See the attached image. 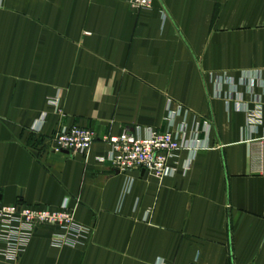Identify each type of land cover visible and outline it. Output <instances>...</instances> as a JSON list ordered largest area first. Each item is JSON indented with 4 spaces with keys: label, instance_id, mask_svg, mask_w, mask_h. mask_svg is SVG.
I'll use <instances>...</instances> for the list:
<instances>
[{
    "label": "crops",
    "instance_id": "1",
    "mask_svg": "<svg viewBox=\"0 0 264 264\" xmlns=\"http://www.w3.org/2000/svg\"><path fill=\"white\" fill-rule=\"evenodd\" d=\"M2 2L0 202L56 210L69 200L91 233L57 248L58 227L42 226L18 261L0 264H264V0H155L150 11L130 0ZM210 73L259 76L254 91L240 88L242 105L261 112L257 134ZM169 108L190 112L186 140L197 130L203 147L193 158L181 149L173 177L117 172L98 160L109 152L101 141L87 158L52 148L60 126L99 138L164 132Z\"/></svg>",
    "mask_w": 264,
    "mask_h": 264
},
{
    "label": "built area",
    "instance_id": "2",
    "mask_svg": "<svg viewBox=\"0 0 264 264\" xmlns=\"http://www.w3.org/2000/svg\"><path fill=\"white\" fill-rule=\"evenodd\" d=\"M155 0H130L132 8L141 11L154 9ZM3 6L2 0L0 7ZM208 82L214 87L218 98L224 99L228 110L231 105H237V109L254 116L250 122L252 134L260 131L262 124L258 114L260 110H251L248 105H242L243 96L241 87L254 91L260 83L257 75L245 76L242 80L233 77L219 76L214 73L208 75ZM225 87L230 91L225 92ZM56 113H62L60 97L53 98L49 103ZM257 108L261 106L262 99L255 97ZM190 112L179 108L171 111L169 108L168 129L159 132L153 128L141 126L124 129L121 134L112 137L99 138L94 131L80 125L60 126L52 136V148L57 153L68 156L88 157L93 145L97 141L108 144L109 152L105 157L98 158L100 162L109 163L112 168L123 174L144 172L159 180L173 177L175 169L170 161L184 147L190 151L192 158L202 149L199 142V132L191 131V136L186 140L189 133L188 117ZM44 114L40 123L46 121ZM182 118L181 123L178 119ZM40 132V128L37 130ZM264 158V137L261 142V159ZM188 169V165L184 166ZM135 179L129 177L125 187L124 200L131 192ZM77 204L71 205L69 200L56 210L43 209L18 201L12 205L0 202V258L10 262H16L31 244L34 235L42 226H56L58 232L53 238V245L57 248H76L84 246L90 236V229L81 225L77 220Z\"/></svg>",
    "mask_w": 264,
    "mask_h": 264
},
{
    "label": "rangeland",
    "instance_id": "3",
    "mask_svg": "<svg viewBox=\"0 0 264 264\" xmlns=\"http://www.w3.org/2000/svg\"><path fill=\"white\" fill-rule=\"evenodd\" d=\"M90 129V128H89Z\"/></svg>",
    "mask_w": 264,
    "mask_h": 264
}]
</instances>
